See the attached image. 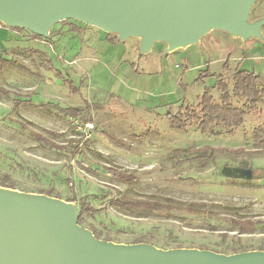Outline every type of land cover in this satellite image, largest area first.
Wrapping results in <instances>:
<instances>
[{"label": "rangeland", "instance_id": "1", "mask_svg": "<svg viewBox=\"0 0 264 264\" xmlns=\"http://www.w3.org/2000/svg\"><path fill=\"white\" fill-rule=\"evenodd\" d=\"M258 20H264V0L250 11L248 22ZM105 37L74 20L54 24L42 39L0 26V51L16 62L0 70V86L17 94L0 96V181L24 193L51 188L64 202L74 194L70 203L77 206L81 199L90 202L98 211L88 218L91 228L112 243L215 249L237 238L248 251L264 246V155L248 154L254 151L250 133L264 121V104L233 135L222 130L213 137L194 126L180 131L172 119L206 89L218 99L216 75L226 64L228 77L235 69L247 70L259 75L264 87V24L258 38L212 30L171 53L162 42L142 54L138 38L112 44ZM14 98L25 101L15 111ZM87 122L93 129L85 139L78 125ZM31 132L63 149L39 147ZM204 147L242 153L209 159L200 156ZM108 168L137 181L121 182ZM237 169L250 171L251 180L231 176ZM115 201L167 208L122 210ZM231 219L257 226L238 234Z\"/></svg>", "mask_w": 264, "mask_h": 264}, {"label": "water", "instance_id": "2", "mask_svg": "<svg viewBox=\"0 0 264 264\" xmlns=\"http://www.w3.org/2000/svg\"><path fill=\"white\" fill-rule=\"evenodd\" d=\"M256 1L0 0V24L44 38L54 24L74 20L119 41L138 38L142 54L154 42L166 44L171 53L212 30L260 37L264 20L248 22ZM230 171L237 178H252L250 171ZM77 216L76 204L0 187V264H264V251L258 250L225 255L96 239L78 225Z\"/></svg>", "mask_w": 264, "mask_h": 264}, {"label": "trees", "instance_id": "3", "mask_svg": "<svg viewBox=\"0 0 264 264\" xmlns=\"http://www.w3.org/2000/svg\"><path fill=\"white\" fill-rule=\"evenodd\" d=\"M4 27L3 25H0ZM7 28V27H5ZM16 30H22L15 28ZM12 29V30H15ZM11 30V28H9ZM72 31H78L77 27L72 26ZM28 32V31H27ZM29 33V32H28ZM35 39H42L37 35L29 33ZM106 41L114 44L117 41L115 35L106 34ZM15 60L8 58L5 51H0V70L4 71L15 64ZM224 70H227V64L224 67ZM220 73L216 75V81L214 87L219 93L218 99H214L210 93L209 89H206L200 97H197L196 104L184 103V106L181 107V110L178 114L175 115L173 119L174 125L180 131H185L188 127H196L202 134H207L209 136L218 137L221 136L222 130L225 135H233L236 130L241 128L244 124L245 118L250 114H260V105L264 104V87L260 84V76L254 72L247 70L235 69L233 73L228 77L226 73ZM61 77L62 75L58 73ZM69 88L73 87L71 80L64 79ZM72 89V88H71ZM16 91H10L0 86V96L12 98L15 97ZM15 99V98H14ZM25 101H20L15 99L13 103V110L15 111L21 103ZM72 116L76 117L80 115L79 110H71ZM79 121L85 122L86 118H78ZM19 125L22 124L19 122ZM48 135L57 136L58 134L51 131H47ZM30 138L34 141L39 147L44 149L51 150H61L62 147L54 144L48 137L40 133H30ZM250 139L252 141V146L254 151H250L248 154L253 155H264V121L254 127L250 133ZM71 142V141H69ZM84 141L83 143H85ZM66 149V148H65ZM203 153L200 156L206 158H213L216 153H230V154H239L242 153V150H229L223 148H210L204 147L200 149ZM75 152H73L74 154ZM197 157V156H196ZM198 158V157H197ZM205 165L208 164L206 161ZM108 174L113 178L125 182V183H135L137 178L127 174L121 173L115 169L108 168ZM0 187L14 189L13 185L7 184L3 181H0ZM37 194H44L49 197L58 198L53 189H40L36 191ZM76 196L72 194L71 198H68L67 202L76 201ZM115 205L122 210H135L143 209L150 212H157L162 208H167L166 205L159 204L157 202H145V201H136V202H126L115 201ZM169 208V207H168ZM98 211L92 206V204L84 199H81L78 202V216L77 223L78 225L91 231L96 239H101L97 231L91 228V225L88 221L89 217H94ZM229 224L232 227V230L236 231L238 234H247L251 233L257 226V222L250 220H229ZM223 238H227V235H223ZM104 240V239H103ZM135 243V242H134ZM136 243H139L137 241ZM153 246L160 249H170L169 246L161 245L158 243H152ZM200 250H209L218 254L231 255L241 252H247V245L243 244L240 239H232L230 242L224 245H216L214 248H207L200 246ZM258 251H264V246H259Z\"/></svg>", "mask_w": 264, "mask_h": 264}, {"label": "built area", "instance_id": "4", "mask_svg": "<svg viewBox=\"0 0 264 264\" xmlns=\"http://www.w3.org/2000/svg\"><path fill=\"white\" fill-rule=\"evenodd\" d=\"M78 129L82 130L85 133V135H86L85 139H87L88 135L90 134L91 130L93 129V125L89 122L83 123L81 125H78Z\"/></svg>", "mask_w": 264, "mask_h": 264}]
</instances>
